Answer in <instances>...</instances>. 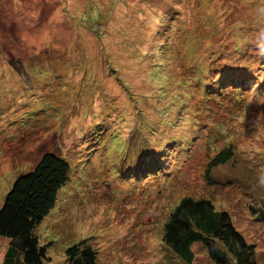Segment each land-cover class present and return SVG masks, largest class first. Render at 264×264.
<instances>
[{
	"label": "rangeland",
	"instance_id": "374dc122",
	"mask_svg": "<svg viewBox=\"0 0 264 264\" xmlns=\"http://www.w3.org/2000/svg\"><path fill=\"white\" fill-rule=\"evenodd\" d=\"M95 25L106 33L105 48L89 31ZM161 26L170 28L173 41L212 31L209 41L219 48L186 52L188 39H180L182 53L165 71L168 98L182 92L176 85L187 72L204 76L208 86L204 81L199 90L214 94L206 93L207 107L197 96L184 109L191 111L190 123L181 126L187 143L197 134L190 147L158 133L166 156L150 150L156 139L148 135L149 152L142 153L139 139L131 155L128 143L146 115L144 109L133 112L145 105L139 94L159 87L158 79L150 84L145 55ZM260 44L264 0H0V208L15 175L50 153L69 166L55 206L36 228L50 264H65V249L84 239L97 251L98 264H183L161 237L166 214L184 197L209 200L225 212L252 246L256 263L264 264V223L252 211L264 206ZM106 52L124 83L105 76L100 60ZM124 84L137 98L132 108ZM228 145L232 164L208 169L215 152ZM154 161L157 171H145ZM5 247L0 239V264ZM191 250V264H212L204 247Z\"/></svg>",
	"mask_w": 264,
	"mask_h": 264
},
{
	"label": "trees",
	"instance_id": "16d2710c",
	"mask_svg": "<svg viewBox=\"0 0 264 264\" xmlns=\"http://www.w3.org/2000/svg\"><path fill=\"white\" fill-rule=\"evenodd\" d=\"M168 26H161L160 29H157V34L155 33L154 38L151 39L152 42H147L150 49H148L145 56L148 61V68L150 69L149 74L151 78L149 81L152 84L155 79H158L159 90L157 89L155 94L150 92L147 95L139 94L145 100V105H142L143 107L133 112L135 115H141V111L144 109L146 115L145 117L143 116V121L138 123L140 125L139 130L136 131L135 135L132 136V140L128 143V147L131 143V148L129 147V154L131 155L135 154L133 149L139 139V142L144 143L142 153L149 152L148 144L146 143L147 135L156 139L151 143L150 150H160L159 156H166L165 145L159 136L165 140L167 139L171 144L173 142L177 144L178 141L190 147L193 142L192 139L197 134L187 143L181 126L184 125L183 123H190L189 116L191 111H189L190 108L185 111L184 109L186 105L187 107L191 106L190 102L195 100L197 96H199L198 100L201 103L203 102L207 107V101L210 98H207L206 93H213L210 90H207L205 93L199 90L201 88L200 85L206 81L204 76L200 77L196 75L193 77L192 72H187L190 75L185 76L186 81L182 79L184 78L182 76L176 85L183 89H181L182 92H179L180 90L177 91L174 100L168 98L166 93L170 89L168 88L169 84L167 86V78L169 76L165 74V71L175 63L182 53L181 46H177L180 39L183 41L188 39L186 52L192 50L191 53H195L198 47L206 51H211L214 47L218 48L216 47V41H209L208 35L212 36V31L207 32L206 36H203V29L202 32L197 31L199 34L196 35L195 40H193V37H178L176 41H173L174 34L170 32ZM89 31L105 48L102 40L106 33L101 32L96 25L92 26ZM137 35L141 39L145 37H143V34ZM132 38H137V36L135 35ZM162 38L165 39V42L161 41ZM206 38L211 44L207 45L205 43L204 40ZM260 46L264 47V44H260ZM251 47L252 45L248 48ZM241 49L238 46L237 50L240 51ZM102 50L104 51V49ZM106 54L109 55H104L102 60H100L101 67L107 72L105 76L109 74L110 76H114L118 81L120 80L121 84L124 83L118 76L120 70L115 67L110 53L106 52ZM189 55L193 54L189 53ZM200 56L204 55H199L197 60H200ZM122 58L124 59L125 56ZM246 69L249 68L247 67ZM219 73L223 74L220 71ZM191 75L193 79L188 81L186 77ZM227 76L229 75L227 74ZM208 83L209 81H206L203 85L208 86ZM218 83H220V80H218ZM123 87L125 91H122V94H126L125 99L128 100V103L132 101V108L136 105L133 100L137 98L134 96L131 98L129 88L125 84ZM239 89L236 88L234 92L240 94L242 91ZM180 95L184 99H181L180 103H178L176 99ZM236 99H234L237 102L236 105L240 104V100ZM117 100L120 102L119 99ZM189 100L191 101L188 102ZM180 106H183V109ZM192 109L195 110L194 108ZM208 110L210 113L211 110L209 108ZM124 115V119H126L128 113ZM158 133H160L159 136L157 135ZM209 135L213 138L215 132L213 131L211 134L209 132ZM180 151L179 154L182 157L187 155V149ZM150 153L152 154L153 152ZM232 157L233 149L231 145L218 149L209 162L208 169L211 168L213 170L215 167L218 168L222 165L232 164L230 163ZM147 160L153 161L150 157ZM153 164H155V167L145 168V171L154 168L153 171L156 172L159 165L155 161ZM131 171L132 173L136 172L133 166ZM165 176L166 178L168 177V172L165 173ZM15 178L0 208V239L6 242L2 264H50L51 260L46 255L45 247L39 243L36 228L55 206L59 190L69 179V166L59 157L45 153L40 157L32 170L25 174L20 173V175H15ZM206 180L208 184L214 182L210 174L206 175ZM252 211L264 223V206H258L252 209ZM166 215V219L162 225L161 241L183 264L192 263L194 256L191 248L195 244L204 247L212 264H257L252 246L245 243L242 235L233 226L230 217L225 212L215 211L214 206L209 200H194L190 197H184ZM64 253L65 264H98L97 251L87 239L69 246L65 249Z\"/></svg>",
	"mask_w": 264,
	"mask_h": 264
}]
</instances>
